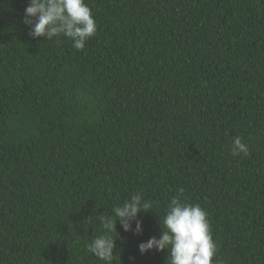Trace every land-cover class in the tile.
I'll list each match as a JSON object with an SVG mask.
<instances>
[{"label":"trees","instance_id":"trees-1","mask_svg":"<svg viewBox=\"0 0 264 264\" xmlns=\"http://www.w3.org/2000/svg\"><path fill=\"white\" fill-rule=\"evenodd\" d=\"M183 1L85 0L77 50L0 0V264H104L84 224L138 192L153 207L141 235L117 224L111 264H167L138 245L178 194L207 212L214 264H264V0Z\"/></svg>","mask_w":264,"mask_h":264},{"label":"clouds","instance_id":"clouds-1","mask_svg":"<svg viewBox=\"0 0 264 264\" xmlns=\"http://www.w3.org/2000/svg\"><path fill=\"white\" fill-rule=\"evenodd\" d=\"M23 23L28 27L31 37L49 41L63 36L77 50L84 49L87 41L97 33L95 18L85 0H28ZM248 151L242 139L235 137L233 153L247 154ZM152 207L153 202L138 192L114 206L112 214L91 217L84 224L85 231L93 224V218L97 217L101 232L92 236L86 244V252L104 264H111L119 239L117 224L126 233L141 235L143 225L138 217L141 213L151 211ZM159 226L161 231L158 238L153 236L138 245L141 255L150 251H167V264H214L218 248L213 240L207 212L199 204L186 203L178 194L167 204L164 216L159 217ZM131 259L134 262L135 258Z\"/></svg>","mask_w":264,"mask_h":264},{"label":"bare ground","instance_id":"bare-ground-1","mask_svg":"<svg viewBox=\"0 0 264 264\" xmlns=\"http://www.w3.org/2000/svg\"><path fill=\"white\" fill-rule=\"evenodd\" d=\"M184 1H185V0H184ZM184 1H183V3H184ZM248 1H249V0H248ZM218 2H220V1L218 0ZM249 2H250V1H249ZM202 3H203V2H202ZM202 3H201V4H202ZM212 3H213V1H212ZM224 3H225V2H224ZM255 3H256V2H255ZM195 4H196V3H195ZM201 4H200V5H201ZM222 4H223V3H222ZM253 4H254V3H253ZM209 6H210V5H209ZM232 6H233V5H232ZM228 7H229V6H228ZM256 8H257V7H256ZM195 9H196V8H195ZM205 9H206V8H205ZM189 10H191V9H189ZM201 11H202V10H201ZM201 11H200V12H201ZM207 11H208V10H207ZM186 13H187V11H186ZM186 13H185V14H186ZM114 16H115V15H114ZM193 17H194V16H193ZM200 17H201V16H200ZM117 20H118V19H117ZM117 20H116V21H117ZM191 20H192V19H191ZM193 24H194V23H193ZM163 26H165V25H163ZM159 28H160V27H159ZM159 28H158V29H159ZM120 29H121V28H120ZM160 30H161V29H160ZM164 30H165V29H164ZM164 30H163V31H164ZM138 33H139V32H138ZM150 34H151V33H150ZM148 48H149V47H148ZM144 53H145V52H144ZM88 56H89V55H88ZM108 56H109V55H108ZM106 59H107V58H106ZM88 60H89V59H88ZM111 61H112V60H111ZM112 63H113V62H112ZM115 63H116V62H115ZM114 65H115V64H114ZM88 66H89V65H88ZM86 67H87V66H86ZM124 68H125V67H124ZM118 69H119V68H118ZM125 70H126V69H125ZM85 71H86V70H85ZM82 72H83V71H82ZM88 73H89V72H88ZM204 79H205V78H204ZM143 125H144V124H143ZM196 129H197V128H196ZM243 142H244V141H243ZM198 150H199V149H198ZM70 153H71V152H70ZM79 165H80V162H79ZM82 166H83V165H82ZM89 167H90V166H89ZM77 170H78V169H77ZM79 170H80V169H79ZM82 170H83V169H82ZM85 170H86V169H85ZM92 177H93V175H92ZM90 178H91V177H90ZM92 179H93V178H92ZM83 180H85V179H83ZM78 182H79V181H78ZM90 182H91V181H90ZM90 182H89V183H90ZM74 185H76V184H74ZM74 187H75V186H74ZM86 188H87V187H86ZM75 190H76V189H75ZM126 190H127V189H126ZM96 191H97V189H96ZM103 191H104V190H103ZM99 192H100V191H99ZM77 193H78V192H77ZM82 194H83V193H82ZM102 194H103V193H102ZM96 196H97V195H96ZM108 196H109V195H108ZM71 197H72V196H71ZM81 197H82V196H81ZM90 197H91V196H90ZM102 197H103V196H102ZM110 197H111V196H110ZM111 198H112V197H111ZM75 199H76V197H75ZM78 199H79V198H78ZM82 199H83V198H82ZM95 200H96V199H95ZM103 200H105V199H103ZM153 204H154V203H153ZM83 206H84V205H83ZM97 208H98V207H97ZM206 210H207V209H206ZM212 210H213V209H212ZM80 211H81V210H80ZM91 212H92V211H91ZM86 213H87V212H86ZM78 220H79V219H78Z\"/></svg>","mask_w":264,"mask_h":264}]
</instances>
